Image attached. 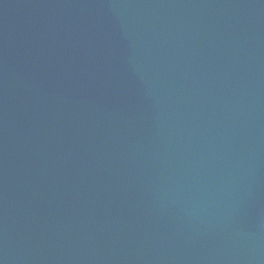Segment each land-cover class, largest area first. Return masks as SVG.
Masks as SVG:
<instances>
[{
    "label": "water",
    "instance_id": "water-1",
    "mask_svg": "<svg viewBox=\"0 0 264 264\" xmlns=\"http://www.w3.org/2000/svg\"><path fill=\"white\" fill-rule=\"evenodd\" d=\"M0 264H264V0H0Z\"/></svg>",
    "mask_w": 264,
    "mask_h": 264
}]
</instances>
